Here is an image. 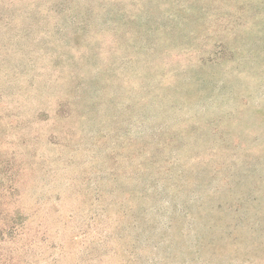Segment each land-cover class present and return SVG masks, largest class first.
Returning <instances> with one entry per match:
<instances>
[{"label":"rangeland","instance_id":"rangeland-1","mask_svg":"<svg viewBox=\"0 0 264 264\" xmlns=\"http://www.w3.org/2000/svg\"><path fill=\"white\" fill-rule=\"evenodd\" d=\"M7 221L0 264H264V0H0Z\"/></svg>","mask_w":264,"mask_h":264},{"label":"trees","instance_id":"trees-1","mask_svg":"<svg viewBox=\"0 0 264 264\" xmlns=\"http://www.w3.org/2000/svg\"><path fill=\"white\" fill-rule=\"evenodd\" d=\"M13 223H14V221L13 222L7 221V222L3 223V227L0 228V237L2 238V240H4L3 239L4 237H19V236H21L20 233H17L16 229L13 228V226L11 225ZM14 224H16V222ZM12 260H13V257L11 255L5 256V255L1 254V256H0V261L12 262Z\"/></svg>","mask_w":264,"mask_h":264}]
</instances>
